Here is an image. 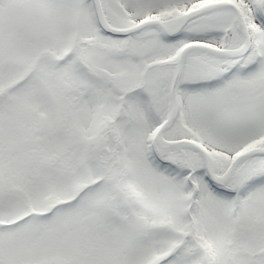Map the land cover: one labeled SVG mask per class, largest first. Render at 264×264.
Masks as SVG:
<instances>
[{
    "label": "snow or ice",
    "instance_id": "6c2138e0",
    "mask_svg": "<svg viewBox=\"0 0 264 264\" xmlns=\"http://www.w3.org/2000/svg\"><path fill=\"white\" fill-rule=\"evenodd\" d=\"M0 264H264V0H0Z\"/></svg>",
    "mask_w": 264,
    "mask_h": 264
}]
</instances>
